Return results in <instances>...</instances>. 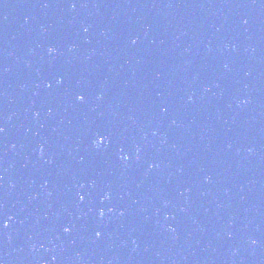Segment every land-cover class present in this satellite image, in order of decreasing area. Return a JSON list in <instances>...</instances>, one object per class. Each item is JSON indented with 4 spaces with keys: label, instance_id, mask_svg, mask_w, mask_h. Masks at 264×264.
<instances>
[{
    "label": "water",
    "instance_id": "1",
    "mask_svg": "<svg viewBox=\"0 0 264 264\" xmlns=\"http://www.w3.org/2000/svg\"><path fill=\"white\" fill-rule=\"evenodd\" d=\"M196 264H264V97L232 187Z\"/></svg>",
    "mask_w": 264,
    "mask_h": 264
},
{
    "label": "snow or ice",
    "instance_id": "2",
    "mask_svg": "<svg viewBox=\"0 0 264 264\" xmlns=\"http://www.w3.org/2000/svg\"><path fill=\"white\" fill-rule=\"evenodd\" d=\"M73 7H75V4H73ZM133 43H135V41H133ZM49 87H51V85H49ZM78 99H79L81 102H84L85 97H84L83 95H81V96L78 97ZM0 131H3V129H0ZM104 143H105V138H103V137L98 138V139H97V142H96V146L99 147L100 145H102V144H104ZM121 159H128V157H124V156H122ZM80 199L83 200L84 197L81 196ZM5 227H7V226L5 225ZM65 231H68V229H65ZM97 235H99V234H97Z\"/></svg>",
    "mask_w": 264,
    "mask_h": 264
},
{
    "label": "clouds",
    "instance_id": "3",
    "mask_svg": "<svg viewBox=\"0 0 264 264\" xmlns=\"http://www.w3.org/2000/svg\"><path fill=\"white\" fill-rule=\"evenodd\" d=\"M51 51H54V49H50V52H51ZM100 215H101V216L104 215L103 211H101ZM5 225L7 226V224H5Z\"/></svg>",
    "mask_w": 264,
    "mask_h": 264
}]
</instances>
